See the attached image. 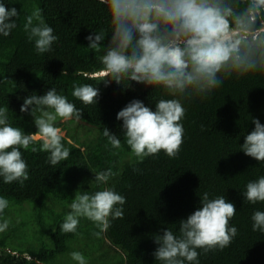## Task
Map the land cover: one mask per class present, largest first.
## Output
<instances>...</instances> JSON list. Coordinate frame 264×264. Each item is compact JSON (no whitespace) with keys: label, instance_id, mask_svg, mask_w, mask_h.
<instances>
[{"label":"trees","instance_id":"obj_1","mask_svg":"<svg viewBox=\"0 0 264 264\" xmlns=\"http://www.w3.org/2000/svg\"><path fill=\"white\" fill-rule=\"evenodd\" d=\"M0 3L20 11L17 27L7 37L0 35V107H8L9 123L25 134L36 133L34 118L20 108L28 96H42L51 88L82 110L75 137L69 121H56L55 126L66 129L62 135V143L70 150L66 161L52 166L48 153L21 149L29 179L23 185L5 184L0 177V196L10 201L0 222L11 206L26 213L19 217L23 221L14 217L10 228L0 233V264H58L73 251L81 252L87 264H157L152 255L158 247L154 234L167 228L178 232V222L200 207L199 196L204 192L210 199L224 196L235 204L237 211L229 226H235L238 233L223 250L205 254L198 249L199 264H264V234L253 231L251 221L254 211H264V203L250 205L242 195L249 181L264 176V163L240 151L245 135L255 127L252 119L264 125V75L229 79L207 98L182 100L184 133L178 156L169 158L161 151L140 162L124 141L117 113L134 99L155 110L154 101L162 96L135 82L128 89L115 82L107 87L99 83L96 74L102 52L88 49L85 37L104 27V6L98 0ZM35 8L58 37L44 54H37L24 31L26 17ZM80 84L99 89L96 104L84 105L72 96L73 86ZM80 122L97 128L99 134ZM105 127L121 139L120 149L108 143ZM33 146L39 148V139ZM108 169L114 175L106 185H98L95 174ZM104 188H113L126 198L124 218H110V227L99 235L86 218L80 219L75 233L61 232L74 196ZM24 235L33 238L11 245ZM24 244L31 249H15Z\"/></svg>","mask_w":264,"mask_h":264},{"label":"clouds","instance_id":"obj_2","mask_svg":"<svg viewBox=\"0 0 264 264\" xmlns=\"http://www.w3.org/2000/svg\"><path fill=\"white\" fill-rule=\"evenodd\" d=\"M103 5L104 27L85 37L87 48L102 52L97 78L105 87L112 82L124 89L131 83L142 84L158 92L155 110L138 100L130 101L116 116L131 154L140 162L163 151L176 158L183 143L185 115L182 100L207 98L226 80L264 75V0H98ZM20 11L0 3V35L7 37L17 27ZM24 31L34 42L37 54L52 50L58 39L39 8L26 17ZM127 82L128 87H124ZM98 83V84H99ZM99 89L92 84L74 85L72 96L84 105L97 103ZM168 97V98H166ZM29 109L31 111L29 112ZM8 107H0V177L5 184L29 179L28 165L21 149L48 153L47 162L55 166L66 161L70 150L62 143L56 121L82 119V110L55 88L44 95L28 96L20 108L34 118L38 131L25 134L9 123ZM38 114V115H37ZM254 129L245 135L240 151L264 163V125L253 118ZM114 149L121 139L103 129ZM39 148L33 146L37 140ZM136 169H134L135 171ZM114 175L111 169L95 174L98 185H106ZM250 205L264 203V176L249 181L242 193ZM200 207L178 222V232L167 228L154 234L158 247L152 253L157 264H199L198 256L229 246L238 229L229 221L236 214L234 203L224 196L209 198L204 192ZM126 198L113 188L95 193L76 194L60 231L75 233L81 218L95 224L100 232L110 227V218L123 219ZM9 207L0 196V215ZM252 230L264 234V211L251 216ZM9 221L0 222V232ZM77 264H87L79 251L70 253ZM30 258V256H29Z\"/></svg>","mask_w":264,"mask_h":264},{"label":"rangeland","instance_id":"obj_3","mask_svg":"<svg viewBox=\"0 0 264 264\" xmlns=\"http://www.w3.org/2000/svg\"><path fill=\"white\" fill-rule=\"evenodd\" d=\"M69 122H70L69 130H70L71 134L75 137L78 134L76 123H78L79 121H76L75 119H73V120H70ZM80 123L83 124L84 127H87L89 129L91 128V131L93 130L94 133H96L97 135L99 134L97 128H95V127H93V126H91V125H89L88 123H85V122H80ZM60 129H61L62 135H65L66 134V129H62V128H60ZM90 135L93 136L91 133H90ZM9 204H10V201H9ZM18 208L19 207L11 206L10 209L8 210L9 211V215L7 214V216L4 218V219H7L9 221L8 229L10 228L11 222L14 220V217H17L20 221H23V219H24V218H19V217H24L26 213L18 210ZM0 233H2V232H0ZM4 234H6V233H4ZM32 238L33 237L31 235H24L18 241L11 242V245L22 244V243H24V242H26L28 240H31ZM15 249H17V250H21V249L27 250V249H31V247L29 245L24 244V245H21L20 248L18 247V248H15ZM7 250L11 251V249H7ZM69 256H70V254L67 253L65 255V258L60 259L61 257H60V255H58L59 258L58 257L57 258L60 259L58 264H74L71 261V258Z\"/></svg>","mask_w":264,"mask_h":264}]
</instances>
